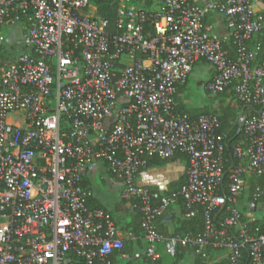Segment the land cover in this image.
I'll return each mask as SVG.
<instances>
[{"label":"built area","instance_id":"1","mask_svg":"<svg viewBox=\"0 0 264 264\" xmlns=\"http://www.w3.org/2000/svg\"><path fill=\"white\" fill-rule=\"evenodd\" d=\"M115 1L109 31L93 0H0V264L130 259L110 211L90 203L84 175L95 162L140 214L150 264L160 260L158 242L170 256L178 247L202 259L209 247L223 249L226 264H243L245 248L246 264H264V231L242 220L237 205L247 178L264 175V106L244 115L225 171L227 132L217 115L192 117L176 99L202 60L214 69L210 95L232 85L238 103L262 107L264 13L251 0ZM18 22L25 32L15 44L3 29ZM175 152L187 157L177 191L163 195L137 183L149 158ZM263 195L255 185L252 199ZM178 197L187 217L202 210V231L158 232ZM220 208L226 215L218 228Z\"/></svg>","mask_w":264,"mask_h":264},{"label":"crops","instance_id":"2","mask_svg":"<svg viewBox=\"0 0 264 264\" xmlns=\"http://www.w3.org/2000/svg\"><path fill=\"white\" fill-rule=\"evenodd\" d=\"M191 1L196 3H203L206 0H191ZM251 1L253 7L256 10L264 13V0H251ZM146 6H148V4H146ZM210 20L214 22L216 32H218L221 35L225 34L226 32L225 27L221 21V18L218 15L212 14L210 16ZM22 31L24 34L25 28ZM7 35L10 40H14L15 44H18V42L21 41V39H16L14 34L13 35L7 34ZM257 38H260V36H257ZM200 62H205V61L200 60L196 63H200ZM209 66H210V71L207 76V80L204 82V84H206V82L211 80L213 76V72H214L213 66L211 64H209ZM187 81L178 87L176 93L177 102L181 93L183 92L185 93ZM200 83L203 82L201 81L199 82V84ZM199 110L201 111L203 109H199ZM186 169H187L186 159L181 160L176 158L175 159L169 158L166 161V163L162 165H148L146 168L142 169L137 175V183L142 186H146L150 189L159 191L163 195H169L177 191L181 186V184L184 183L186 178ZM97 174H99V177L103 181L104 185L108 187V190L110 192H116V194L118 195V199L115 202H113V204L110 206L105 205V203H103L100 200L97 193L95 194V192L93 191L92 180L95 179ZM249 179H252L254 182L261 179V181L264 182V175L260 177L252 176L247 178L243 188V192L241 191L238 198V202H237L238 207L239 204L241 203L243 207L248 206L249 209L250 206L249 196L251 192L248 194V192L245 191L249 187L248 184ZM84 184L91 190L92 193V197L90 198L91 205L103 206V208L108 209L112 214V216L114 217L116 224L120 230L119 236L123 239L125 244L123 248L125 249V252L128 253L129 250H134L135 254L143 255V257L135 258L134 261L144 258L145 264H150L149 260L145 257L144 254L145 244L141 237L140 232L135 236L134 239H130L126 235L127 231H132L133 227L137 226L138 217H136L135 212L131 210L127 206V204L120 198L121 185L109 172L106 171L104 164H102L101 162H95L91 166H89V168L87 169L84 175ZM262 188L264 190V186ZM248 209L244 210V213L247 212ZM263 209L260 211H263ZM169 213H172L173 216L168 221H163L164 216H166ZM180 213H181L180 205L175 202L172 203L169 206L165 215L162 216L157 221V226L161 225V227L159 226V229L164 233H166L167 235L172 234V232L174 231L175 219L180 215ZM126 243H132V245L133 244L134 245L132 247V245H127ZM156 249L160 255L161 264H171L172 262H173L172 264H226V251L223 249H215V248L208 249L207 250L208 257L202 259L199 256H197L191 249L180 247L177 256H175L176 258L174 257L175 262L173 261V258L165 252L163 242H158L156 245ZM122 261L128 262L129 260L125 258L119 260L120 264H127V263H121Z\"/></svg>","mask_w":264,"mask_h":264},{"label":"trees","instance_id":"3","mask_svg":"<svg viewBox=\"0 0 264 264\" xmlns=\"http://www.w3.org/2000/svg\"><path fill=\"white\" fill-rule=\"evenodd\" d=\"M97 3V16L105 22V25L109 31L113 29V21L115 18V6H116V1L115 0H96ZM213 98L212 104H210L209 109L205 108L203 110H196V112H190L186 111L183 109L180 103H178V110L182 112H187L190 114V116H195L196 114L200 112H212L217 115L218 119L220 120V130L227 132V139H226V147H225V153L226 156L228 157V163L227 167L225 168V171L231 166L232 161H234V158L232 156V149L233 146L238 143L241 140V130L238 127V118L241 114L242 111H244L245 115L253 114L256 113L261 105L259 106H247L243 105L237 102L236 96H235V91L233 89V86L230 85L226 87L223 91L218 92L214 95H210ZM170 158L173 159H186L187 157L185 154L181 152H175L174 155ZM169 159V158H168ZM168 159H161L159 157H151L148 160V165H162L166 163ZM227 177V173L224 176V181ZM249 187L245 190L248 192V194L251 192L252 189L255 187V185H259L260 187L264 186V182L259 179L258 181L254 182L252 179L248 180ZM223 187V184H222ZM224 189V188H223ZM225 191L221 190V193ZM243 192V190H242ZM249 196V201L251 202H256V203H263L264 202V195L258 198L257 200H253L252 196ZM239 198V196H238ZM175 203L179 204L181 207V213L180 215L175 219V225H174V231L172 234H179L183 235L185 233H192V234H197L198 232L202 231L203 229V214L202 210L199 209L198 213L195 214L194 216L187 217L185 215L186 213V208L184 207L183 201L181 198H176ZM98 207H103V206H98ZM245 209H248V206H245ZM264 210V209H263ZM135 212V211H134ZM241 218L242 220L247 221L248 225L251 227H258L260 230L264 231V214L260 218H249L244 216V212L241 211ZM137 219V226L133 227L132 232L137 235L140 232V214L138 212H135ZM226 215L225 209L220 208L217 209L214 212V222L218 228H221L223 226L222 220L224 216ZM159 226H157V230L159 233H161L164 236H167L166 233L161 231L159 229ZM170 235V234H169ZM127 245H132V243H126ZM125 245V244H124ZM134 245V244H133ZM132 245V247H133ZM212 247H209L208 249H211ZM180 247L176 249V252L174 256H171L173 258V261L175 262L174 257L177 256V253L179 251ZM125 252V249H123ZM242 253L244 256L243 259V264L247 263V252L245 248H242ZM130 259L128 262H133L134 261V255L135 252L134 250H129L128 252ZM176 258V257H175ZM134 262H138V260H135ZM173 263V262H172ZM171 263V264H172ZM68 264H81L80 261L74 260L71 263ZM158 264H161V261H158Z\"/></svg>","mask_w":264,"mask_h":264},{"label":"rangeland","instance_id":"4","mask_svg":"<svg viewBox=\"0 0 264 264\" xmlns=\"http://www.w3.org/2000/svg\"><path fill=\"white\" fill-rule=\"evenodd\" d=\"M93 3L96 4V0H93ZM25 24L23 22H18L14 25L5 27L3 30L5 34H14L16 39H21L23 37V29ZM19 43V42H18ZM210 71V66L208 63L200 62L196 63L194 70L191 72L189 79L186 84L185 93H181L178 103L181 104L184 110L190 112H196L199 109H209V105L212 104L213 98L210 96L208 91L205 89L204 82L207 80V76ZM203 82L200 83L199 82ZM92 188L95 194L99 196L100 200L105 203V205L110 206L118 199L116 192H110L108 187H106L103 181L100 179L99 174L96 175L95 179L92 180ZM245 200V199H244ZM242 200V201H244ZM241 211L244 212L245 207L242 204H239L238 207ZM264 214L263 211H256L255 218H260ZM121 263L127 264H145L144 258L138 260V262H125Z\"/></svg>","mask_w":264,"mask_h":264},{"label":"water","instance_id":"5","mask_svg":"<svg viewBox=\"0 0 264 264\" xmlns=\"http://www.w3.org/2000/svg\"><path fill=\"white\" fill-rule=\"evenodd\" d=\"M263 106H264V98L262 100V107L258 110L259 112L262 110ZM249 107H251V106H249ZM244 115H245L244 111H242L239 118H238V127L239 128L241 127ZM263 208H264V202L259 203V204L256 202H251L249 209L247 212L244 213V216L252 218V217H254L256 211H260ZM172 216H173L172 213L167 214L166 216H164L163 221H168ZM138 257H143V255L142 254H135L134 255V259L138 258Z\"/></svg>","mask_w":264,"mask_h":264}]
</instances>
